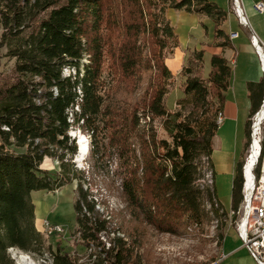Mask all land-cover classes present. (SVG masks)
<instances>
[{"label":"trees","instance_id":"obj_1","mask_svg":"<svg viewBox=\"0 0 264 264\" xmlns=\"http://www.w3.org/2000/svg\"><path fill=\"white\" fill-rule=\"evenodd\" d=\"M168 4L210 18L215 40L224 39L217 46H231L221 28L228 13L212 0H0V49L16 61L13 83L0 97V264H14L10 249H44L31 194L72 183L70 174L78 171L67 170L66 162L79 155L73 126L89 137L91 150L99 136L106 139L122 196L144 222L175 235L206 218L200 162L206 157L210 163L231 67L224 56L214 55L208 78L202 77L205 51H194L182 70L184 97L178 101L192 110L188 116L170 111L165 98L173 73L166 60L180 41L167 17ZM145 81L144 92L135 96ZM249 89L252 118L262 105L255 90L264 92V81ZM156 123L172 144L160 138ZM249 127L250 121V139ZM98 154L99 148L93 158L105 156ZM48 157L59 162V173L42 168ZM242 167L233 184L235 212L243 201ZM78 191L77 232L96 253L88 264H133L125 240L103 243L102 235L114 234L110 221L96 211L81 183ZM206 193L214 210H222L215 190ZM47 249L54 264H78L59 247Z\"/></svg>","mask_w":264,"mask_h":264},{"label":"rangeland","instance_id":"obj_2","mask_svg":"<svg viewBox=\"0 0 264 264\" xmlns=\"http://www.w3.org/2000/svg\"><path fill=\"white\" fill-rule=\"evenodd\" d=\"M214 2L218 6V3H228L227 0H214ZM225 6H228V12L226 11L228 14H232V16L239 19L234 0H229V4H225ZM180 12H186V10H176L173 6H170L169 4L167 5L166 13L172 25L179 26L178 16ZM46 15L47 13L43 16ZM200 16L202 19H206V16ZM201 26L203 27L202 24ZM33 30L34 29L31 27L27 33H30ZM2 34L3 29L0 25V42ZM233 34L235 33L231 34L230 39L235 38H232ZM182 40H180L182 49H180L179 46L174 51V54L167 56L166 63L169 68L171 67L170 70L172 69L173 80L169 85V94L165 98V103L170 111H181L184 116H188L192 107L186 106L185 108H182L178 105V101L184 97L183 84L186 81V78L182 76V70L187 65L188 59L193 55L194 51L192 48H186L187 45L182 43ZM215 45L217 46V44ZM178 60L179 66L176 70L173 63ZM15 62L14 59L7 56L6 48L0 49V97L3 95L5 89L13 83ZM180 62L182 64L181 66ZM69 73V70L65 71L64 77H68ZM201 74L202 77L208 78L209 69L205 66V61ZM147 82L148 81H145L142 86H140L135 96L138 97L144 92ZM255 115L250 120V139L248 152L244 159L243 166L249 155L252 144V126ZM70 121L72 122V120ZM156 125L158 127L160 138L168 141L169 144H172L173 141L169 135L159 126L158 123H156ZM70 135L77 141L79 155L74 158V160L69 159L66 162L67 170L72 168L77 170L78 173H76V175L70 174V179L72 180L71 184H63L62 187H58L55 191L43 190L31 194L32 201L35 205V211L37 207V209L42 212L41 216L43 217L38 219L36 228L45 239V247L41 252L35 253L10 249L8 254L14 264H23V256H27L30 260L34 261L35 264H54V256L47 249L49 246L52 247L53 251H56L58 247L61 248L63 253H67L75 258L78 264H88L90 261L96 259L95 246L91 245L88 248L84 246V243L81 240V235L77 232L78 224L75 203L78 200V185L80 183L83 185L84 190L89 194V199L94 201L96 211H99L100 214H103L104 217L110 221L109 229L114 232V234H110L109 236L102 235L101 240L107 246L111 244V241L115 237L125 240L132 253L131 263L219 264L222 257L221 243L225 236L226 229L231 225L234 226L239 221L240 216L232 213L229 215L223 209L216 212L209 202L206 190H210L211 192L215 190V176H213L214 173L206 157L201 159L200 167L204 174L203 179L198 181V185L202 190V208L206 218L198 225H190L188 228H180L177 230V234L174 235L159 232L153 226L144 222L142 216H140L138 212L139 215L136 214V212L127 205L122 196L120 177L116 173L117 161L113 156H108L110 151L106 139L99 136L93 144V150H91V140L86 134L79 131L77 126H73L70 129ZM82 144L87 146V150L84 153H82L81 150ZM136 144L137 153L139 154V145L137 142ZM98 148V157L104 154L105 156H103V158L94 159L93 151ZM42 168L51 173L60 172L59 162L54 158H46ZM210 172L212 173V176ZM83 173L85 175L84 178L82 176ZM208 174L210 175L209 178H207ZM243 201L240 204L239 210L243 206ZM84 212H86V209H84ZM45 222H49L51 225L59 227L61 232L50 233L45 226Z\"/></svg>","mask_w":264,"mask_h":264},{"label":"crops","instance_id":"obj_3","mask_svg":"<svg viewBox=\"0 0 264 264\" xmlns=\"http://www.w3.org/2000/svg\"><path fill=\"white\" fill-rule=\"evenodd\" d=\"M227 1L228 3L218 4L228 12V6H225L229 4V0ZM258 1L239 0L247 26L241 25L237 17L228 14L227 21L221 28L229 37L232 33L238 34L237 38L230 39L231 46L228 48L215 45L224 39L215 40V24L208 17L202 19L196 14L180 12L179 26L173 24L179 41L185 39L182 43L187 45L186 48L205 51L204 61L209 72L214 55L224 56L231 67L230 87L226 92V102L222 111L224 121L213 140V152L210 156V165L215 176V195L222 209L229 215L233 211V184L237 167L244 162L248 152V125L253 107L249 85L264 81L259 57L251 44L253 35L264 43V13L255 10ZM181 46L180 42V49ZM173 64L177 70L179 60ZM255 92L256 103L260 105L264 100V92L260 94L257 89ZM41 215L42 212L36 207V225L38 219L43 217ZM221 255L223 260L219 264H255L238 236L236 224L226 229L221 243Z\"/></svg>","mask_w":264,"mask_h":264},{"label":"built area","instance_id":"obj_4","mask_svg":"<svg viewBox=\"0 0 264 264\" xmlns=\"http://www.w3.org/2000/svg\"><path fill=\"white\" fill-rule=\"evenodd\" d=\"M234 1L239 22L241 25L247 26V21L239 0ZM255 10L259 13H264V2L255 4ZM234 37L237 38L238 34H233L232 38ZM251 44L259 57L264 72V43L261 42L257 36L253 35ZM263 109L264 100L260 110L254 118L251 136L252 144L242 171L244 178L243 206L237 212H232V214L240 216L239 221L236 223L238 236L255 264H264V117L262 121H260L258 128L256 127L259 115ZM223 121L224 115H221L220 112L218 115V126H220ZM256 143L258 145L255 147ZM253 156H255L254 163ZM251 164L252 188L249 190L247 175L248 167ZM45 226L50 233L61 232L59 227L51 225L49 222H45ZM222 260L223 257H221L220 262Z\"/></svg>","mask_w":264,"mask_h":264},{"label":"bare ground","instance_id":"obj_5","mask_svg":"<svg viewBox=\"0 0 264 264\" xmlns=\"http://www.w3.org/2000/svg\"><path fill=\"white\" fill-rule=\"evenodd\" d=\"M260 2H264V0H260ZM222 115V114H221ZM263 117H264V109L261 111V113H260V115H259V118H258V123H257V128H258V126H259V124H260V121H262V119H263ZM258 144L256 143L255 144V147L257 146ZM81 150H82V153H84L86 150H87V146L85 145V144H82V146H81ZM254 158H255V156H253V163L255 162L254 161ZM251 170H252V164L248 167V175H247V177H248V189L249 190H251V188H252V176H251ZM212 172V171H211ZM210 172V174H211V176H212V173ZM250 174V175H249ZM209 174H208V176H207V178H209ZM211 183V182H210ZM249 197H250V195H249ZM22 263L23 264H35L34 263V261H32V260H30L27 256H23L22 257Z\"/></svg>","mask_w":264,"mask_h":264}]
</instances>
